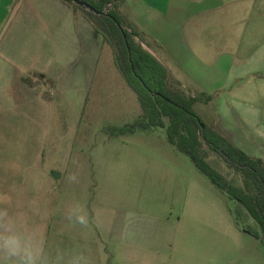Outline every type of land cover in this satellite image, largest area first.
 I'll list each match as a JSON object with an SVG mask.
<instances>
[{
	"label": "rangeland",
	"instance_id": "rangeland-1",
	"mask_svg": "<svg viewBox=\"0 0 264 264\" xmlns=\"http://www.w3.org/2000/svg\"><path fill=\"white\" fill-rule=\"evenodd\" d=\"M3 2H10L2 10L7 26L19 0ZM139 34L143 47L165 66L173 88L202 94L204 100L192 109L206 125L223 134L222 126L234 130L237 113L254 112L250 102L256 101L235 87L254 85L264 72L231 75L233 83L225 88L219 81L208 90L194 87L187 71L201 74L228 61L203 58V42L165 44ZM92 79L82 92L84 102L79 92H65L67 102L36 104L35 120L17 114L14 102H0V213H6L0 216V264H264V236L245 209L168 143L163 128H132L140 105L108 44ZM45 144L56 154L52 159L64 154V178L49 172L57 160L47 163L43 154L35 160ZM205 150L207 161L240 185V175ZM77 215L86 216L87 224H79Z\"/></svg>",
	"mask_w": 264,
	"mask_h": 264
},
{
	"label": "crops",
	"instance_id": "crops-1",
	"mask_svg": "<svg viewBox=\"0 0 264 264\" xmlns=\"http://www.w3.org/2000/svg\"><path fill=\"white\" fill-rule=\"evenodd\" d=\"M162 1L160 6L148 0L146 4L143 0L131 4L123 0V15L131 24V17L142 20L133 25L144 37L148 33L165 44L203 42V58L228 61L219 69L201 74L184 69L189 73V85L201 84L208 90L219 81L227 87L233 83L231 75L249 70L264 72V0ZM9 5L0 0V76H4L0 79V102H14L17 114L29 121L39 115L34 110L36 104L46 107L47 102H67L65 92H79L84 102L82 92L93 82L105 44L100 35L94 34L91 22L64 0H19L14 6L16 18L6 26L2 10ZM151 12L162 19L153 20ZM187 52L197 58L189 47ZM176 53L172 51L174 56ZM255 80L246 88L243 84L235 87L237 91L247 90V97L256 101L250 102L254 112L237 113L234 130L224 126L220 130L245 153L264 162V79ZM45 119L47 122V116ZM44 129L47 133V125ZM46 145L36 151L35 160L42 154L46 160L48 156L47 163L57 160L59 163L49 172L55 178H64L68 169L62 165L64 154L52 159L50 156L56 154L47 152Z\"/></svg>",
	"mask_w": 264,
	"mask_h": 264
},
{
	"label": "trees",
	"instance_id": "trees-1",
	"mask_svg": "<svg viewBox=\"0 0 264 264\" xmlns=\"http://www.w3.org/2000/svg\"><path fill=\"white\" fill-rule=\"evenodd\" d=\"M64 1L79 10L91 22L94 34L100 35L109 45L115 67L136 94L140 114L132 128H163L167 142L186 154L220 193L237 201L264 236V162L245 153L219 130L200 119L192 106L204 100L202 94L191 95L172 87L165 66L143 47L139 32L118 10V4L123 0H84L98 10H106L117 23L107 15L91 13L71 0ZM205 148L212 151L225 167L240 175V185L228 181L207 161Z\"/></svg>",
	"mask_w": 264,
	"mask_h": 264
},
{
	"label": "water",
	"instance_id": "water-1",
	"mask_svg": "<svg viewBox=\"0 0 264 264\" xmlns=\"http://www.w3.org/2000/svg\"><path fill=\"white\" fill-rule=\"evenodd\" d=\"M71 1L74 4H76L77 6L83 8V9H85V10L91 12V13H94V14H97V15H107V16L112 18V20H114L117 23L116 19L113 16H111L106 10H98V9L94 8L92 5H90L88 2H86L84 0H71ZM146 50H148V49H146ZM201 126H202V124H201Z\"/></svg>",
	"mask_w": 264,
	"mask_h": 264
},
{
	"label": "clouds",
	"instance_id": "clouds-1",
	"mask_svg": "<svg viewBox=\"0 0 264 264\" xmlns=\"http://www.w3.org/2000/svg\"><path fill=\"white\" fill-rule=\"evenodd\" d=\"M70 179L71 180H75L76 177L73 175V176L70 177ZM3 215H6V213H0V216H3ZM76 220L81 225H86L87 224V218L84 215H77L76 216ZM12 252H13V254H15V249H12ZM26 264H33V262L31 260H28L26 262Z\"/></svg>",
	"mask_w": 264,
	"mask_h": 264
}]
</instances>
